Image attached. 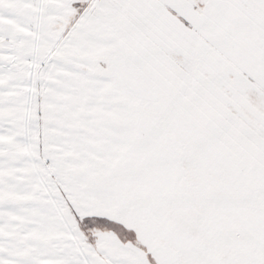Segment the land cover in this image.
<instances>
[{
	"label": "snow or ice",
	"instance_id": "snow-or-ice-1",
	"mask_svg": "<svg viewBox=\"0 0 264 264\" xmlns=\"http://www.w3.org/2000/svg\"><path fill=\"white\" fill-rule=\"evenodd\" d=\"M0 264H264V0H0Z\"/></svg>",
	"mask_w": 264,
	"mask_h": 264
}]
</instances>
